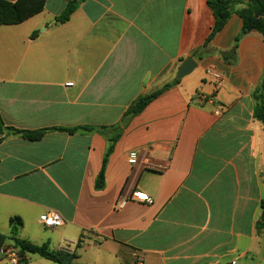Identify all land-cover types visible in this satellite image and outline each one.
Segmentation results:
<instances>
[{
	"label": "crops",
	"instance_id": "0c3cea01",
	"mask_svg": "<svg viewBox=\"0 0 264 264\" xmlns=\"http://www.w3.org/2000/svg\"><path fill=\"white\" fill-rule=\"evenodd\" d=\"M208 1L84 0L62 23L67 0H46L24 23L0 27V119L49 129L39 141L0 133V234L77 255L70 264H264V124L254 117L264 40L252 32L231 52L238 4L200 50L216 22ZM188 57L198 66L177 80ZM210 68L223 75L219 87ZM102 126L121 136L97 189L108 139L59 129ZM49 210L62 226L41 224Z\"/></svg>",
	"mask_w": 264,
	"mask_h": 264
},
{
	"label": "trees",
	"instance_id": "16d2710c",
	"mask_svg": "<svg viewBox=\"0 0 264 264\" xmlns=\"http://www.w3.org/2000/svg\"><path fill=\"white\" fill-rule=\"evenodd\" d=\"M82 1L84 0H67L66 8L64 12L58 17V21L62 23L67 22L71 15L77 10L79 4ZM238 4L244 5L238 12L243 19V25L240 33L235 39L231 52L234 53L239 47L240 42L252 32L260 33L264 40V0H209L208 5L213 11L216 22L210 36L200 50H203L209 46L214 37L227 24L231 14ZM45 5L46 0H17L16 2L0 0V27L6 25L22 24L33 16L42 12L45 8ZM36 35L37 32L33 33L32 37H35ZM200 50L194 52L193 56L201 59V56L199 55ZM160 93L161 91H158L147 97L139 99L129 109L125 122L128 121L129 118L141 113L145 107ZM258 93V95H255L257 105L255 107L254 117L264 124V80L261 90L258 91ZM81 129L100 132L109 141V146L104 157L103 166L96 182V188L102 189L105 184V169L108 158L113 151L115 143L121 136L120 127H79L74 129L59 130L74 133ZM48 130L49 129L38 131L21 130L6 126L5 123L0 119V133L6 131L10 135H19L31 141L41 140ZM261 209L262 214L260 220L257 222L258 233H261L264 230V200L261 203ZM11 224H20V219L17 217L12 218ZM13 234H16V232H13ZM8 239L14 241V243L20 248L21 254L24 257V262H26V254L38 255L57 264H70V261L78 258V256L75 254L70 255L52 250L48 243L37 245L28 240L19 239L15 235L8 237L0 234V248L6 243Z\"/></svg>",
	"mask_w": 264,
	"mask_h": 264
},
{
	"label": "built area",
	"instance_id": "2783aa9c",
	"mask_svg": "<svg viewBox=\"0 0 264 264\" xmlns=\"http://www.w3.org/2000/svg\"><path fill=\"white\" fill-rule=\"evenodd\" d=\"M207 74L212 78L213 82L215 83L216 87H219L223 82V75L219 71L215 69H208ZM199 99H205L203 94H198ZM134 155H132V159H134ZM132 199H137L139 201H143L148 204H152L153 200L151 197L138 194L134 195ZM128 199H121L117 203L118 208H123L128 203ZM40 222L41 224L48 228V229H54L58 228L63 225L64 221L61 215L54 211L49 210L45 213H43L40 216ZM24 262V257L21 254L20 248L14 243V241H9L8 243H5L0 248V264H22Z\"/></svg>",
	"mask_w": 264,
	"mask_h": 264
},
{
	"label": "water",
	"instance_id": "95a60500",
	"mask_svg": "<svg viewBox=\"0 0 264 264\" xmlns=\"http://www.w3.org/2000/svg\"><path fill=\"white\" fill-rule=\"evenodd\" d=\"M198 64L197 62L192 58L188 57L180 66L178 72H177V80L182 79L183 77L191 74L196 68Z\"/></svg>",
	"mask_w": 264,
	"mask_h": 264
},
{
	"label": "rangeland",
	"instance_id": "374dc122",
	"mask_svg": "<svg viewBox=\"0 0 264 264\" xmlns=\"http://www.w3.org/2000/svg\"><path fill=\"white\" fill-rule=\"evenodd\" d=\"M40 30H41V29H40ZM33 259H38V258H34V257H33L32 260H33Z\"/></svg>",
	"mask_w": 264,
	"mask_h": 264
}]
</instances>
